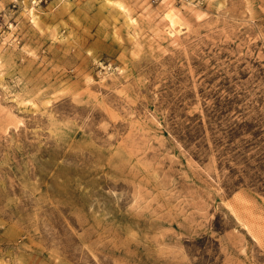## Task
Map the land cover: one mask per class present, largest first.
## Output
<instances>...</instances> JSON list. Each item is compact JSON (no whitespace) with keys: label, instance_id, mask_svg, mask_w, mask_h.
<instances>
[{"label":"rangeland","instance_id":"1","mask_svg":"<svg viewBox=\"0 0 264 264\" xmlns=\"http://www.w3.org/2000/svg\"><path fill=\"white\" fill-rule=\"evenodd\" d=\"M0 264H264V0H0Z\"/></svg>","mask_w":264,"mask_h":264},{"label":"built area","instance_id":"2","mask_svg":"<svg viewBox=\"0 0 264 264\" xmlns=\"http://www.w3.org/2000/svg\"><path fill=\"white\" fill-rule=\"evenodd\" d=\"M35 1H37V4H40V3H42V2H46V1H48V0H35Z\"/></svg>","mask_w":264,"mask_h":264},{"label":"bare ground","instance_id":"3","mask_svg":"<svg viewBox=\"0 0 264 264\" xmlns=\"http://www.w3.org/2000/svg\"><path fill=\"white\" fill-rule=\"evenodd\" d=\"M177 20V19H176Z\"/></svg>","mask_w":264,"mask_h":264}]
</instances>
